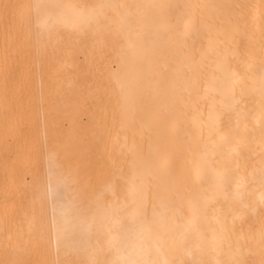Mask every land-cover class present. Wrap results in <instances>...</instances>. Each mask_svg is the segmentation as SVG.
I'll return each instance as SVG.
<instances>
[{"label": "bare ground", "instance_id": "1", "mask_svg": "<svg viewBox=\"0 0 264 264\" xmlns=\"http://www.w3.org/2000/svg\"><path fill=\"white\" fill-rule=\"evenodd\" d=\"M0 264H264V0H0Z\"/></svg>", "mask_w": 264, "mask_h": 264}]
</instances>
